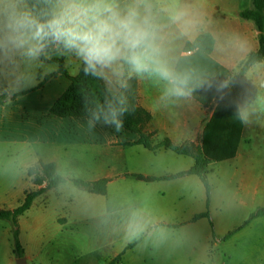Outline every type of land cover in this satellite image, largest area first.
Wrapping results in <instances>:
<instances>
[{"label": "crops", "instance_id": "0c3cea01", "mask_svg": "<svg viewBox=\"0 0 264 264\" xmlns=\"http://www.w3.org/2000/svg\"><path fill=\"white\" fill-rule=\"evenodd\" d=\"M179 4L188 9L197 26L184 37H179L175 28L166 29L172 40V55L177 61L194 52L186 50L185 46L201 34H208L213 40L209 57L217 65L213 68L217 76L236 73L240 63L258 49L253 24L239 17L241 10L250 8L251 0H179ZM133 79L136 106L150 115L141 130L149 137L151 146L167 140L175 147L201 148L204 128L220 98L216 95L210 100L201 97L204 103L191 95L162 100L161 87L154 81ZM230 88L235 93L241 122L236 153L232 159L210 162L207 178L213 171L212 165H226L218 169L228 167L232 170L235 183L224 205H217L218 197L211 189L209 218L212 228L207 219L192 220L205 212V192L200 179L188 173L194 165L190 156L164 147L146 149L137 143L135 133L122 128L116 131L114 126L86 119H60L57 124L46 127L45 139L50 147L26 158L21 166L17 165L15 171L20 177L1 189L0 197L2 201L14 203L8 210L19 206L26 193L38 189L27 176V170L40 162L53 163L60 176L62 167L79 169L85 175H93L91 181H107L104 196L89 193L98 197L95 199L99 240L107 250L101 264H109L122 252L120 261L115 264H230L236 250L244 255L242 264H256L258 256L264 253V248H259L264 234L255 235V230H264L263 217L255 218L228 240L222 241V238L239 227L256 208L264 207V203H258L264 201V59L231 82ZM215 143L218 145L220 141L215 140ZM166 177L172 178L163 179ZM19 181L22 183H17ZM58 187L60 185L45 191L32 204ZM134 201L138 203L134 205ZM232 201L234 205L230 204ZM233 208L244 211L241 217H236ZM74 212L78 211L66 206L65 213L55 218L58 231L78 223L75 220L78 213ZM134 213H139L146 225L136 236L128 230ZM20 218L17 223L22 243ZM3 237L6 248L2 264H12L16 259L11 258L13 245L8 243L11 232L6 231ZM135 241L132 248L125 250ZM44 262L38 251L33 263Z\"/></svg>", "mask_w": 264, "mask_h": 264}, {"label": "clouds", "instance_id": "9594fccd", "mask_svg": "<svg viewBox=\"0 0 264 264\" xmlns=\"http://www.w3.org/2000/svg\"><path fill=\"white\" fill-rule=\"evenodd\" d=\"M196 26L179 0H0V73L12 74L22 85L34 84L37 69H43L41 78L56 69L45 64L52 55L75 56L84 73L106 88L103 103L90 110V122L119 131L133 78L158 84L162 100L184 98L194 90V73L172 55L166 29L184 37ZM145 227L134 213L130 234Z\"/></svg>", "mask_w": 264, "mask_h": 264}, {"label": "rangeland", "instance_id": "374dc122", "mask_svg": "<svg viewBox=\"0 0 264 264\" xmlns=\"http://www.w3.org/2000/svg\"><path fill=\"white\" fill-rule=\"evenodd\" d=\"M52 57H62L64 67L71 76L75 75L76 67L81 63L72 55H52ZM45 64L55 65L56 69L44 74L42 78L39 73L43 72V69H37L34 84L22 85L14 79L12 74L0 73V95L11 96V94L27 92L23 96L9 99L4 106L0 107V190L20 177L15 171L17 165L21 166L23 162H26V158L29 159L34 154L44 152L50 147L45 139L47 136L45 128L57 124L60 120L49 114V108L68 87L69 80L64 76L56 75L43 87L36 89L37 84L45 76L55 74L58 69L57 64ZM220 166L223 168L226 165H212L213 171L209 174L208 181L218 197L217 205H224L235 181L232 170L228 167L224 170L218 169ZM60 174L66 182L54 191H49L46 195L37 198L31 208L19 219L23 257L29 260L28 264H35L33 258L40 251L41 257L45 259L43 264H101L107 250L100 245L99 240L101 238L100 229L97 228L96 219L98 205L95 199L98 197L76 187L69 180L79 178L83 181H91L94 176L85 175L79 169L67 170L65 167L61 168ZM85 198L91 201L86 202ZM132 203L135 205L138 202ZM258 203L262 204L264 201ZM230 204L235 203L232 201ZM12 205L14 203L2 201L0 197V209H9ZM66 206H71L74 211H78L74 212L78 213L75 219L78 223L60 232L54 220L58 215L65 213ZM233 210L237 213L236 217H241L244 212L238 208H233ZM80 213L83 214L80 215ZM6 231L11 232V225L0 221V264L3 263L6 248L3 237ZM257 234L263 235L264 230L263 232L262 228L255 230V235ZM259 242V248H264V238ZM8 243L12 246L11 237ZM263 254L258 256L256 264H264ZM11 258L17 259L14 254ZM244 259L241 250H236L234 259L229 263L242 264ZM12 264H15V261H12Z\"/></svg>", "mask_w": 264, "mask_h": 264}, {"label": "trees", "instance_id": "16d2710c", "mask_svg": "<svg viewBox=\"0 0 264 264\" xmlns=\"http://www.w3.org/2000/svg\"><path fill=\"white\" fill-rule=\"evenodd\" d=\"M239 17L253 24L257 32L258 49L250 53L240 63L239 70L236 73L230 74L225 72L223 74L224 76L221 77L213 72V68L217 65L209 57L213 47V40L208 34H201L192 44H187L185 49H193L194 52L190 56L180 57L178 60V64L181 68L194 73L195 87L190 94L191 96L202 103L205 101H203L201 97L210 100L216 95L220 98L210 121L204 128L201 148L189 149L186 147H175L167 140L163 141L160 145L151 146L149 137L141 130V125L150 119V115L136 106V83L134 79L129 82L130 87L126 92L128 98V111L122 117L123 124L121 128L135 133L138 136L137 143L146 149L155 150L158 147H164L176 154L190 156L194 160V165L188 173L197 176L203 185L205 192V212L195 216L192 220L207 219L211 228L212 224L209 218L211 187L207 178L208 166L212 161L221 162L234 157L238 144V134L241 130L235 93L230 88V84L234 80L242 77L251 66L260 63L264 59V0H251L250 8L241 10L239 12ZM45 63L57 64L58 69L55 74L45 76L43 80L37 84L36 89L43 87L48 80L56 75L64 76L69 80L68 87L50 106L49 114L59 119H86L90 121V110L96 104L103 103L105 99L106 88L104 82L91 75H86L83 71L82 63L75 76H70L68 74L64 67L62 57H52L45 61ZM26 93L27 92L11 94V96L5 94L0 95V107L4 106L9 99L23 96ZM215 140H219L220 143L215 145ZM27 176L38 189L26 193L22 203L16 208L12 210L0 209V221L7 222L11 225L13 254L17 259L23 257V248L19 240V230L17 226L18 218L23 216L30 209L36 197L66 182V179L56 172V167L53 163L44 164L40 162L27 170ZM135 177L144 180L141 176ZM169 178L166 177L163 179ZM148 180L152 179L148 178ZM70 182L90 194L100 196L106 194L107 181L105 179L91 182L81 179H72ZM258 217L264 218V207L256 208L239 227L226 234L222 238V241L228 240ZM211 237L214 238L213 231L211 232ZM135 244L136 241L129 244L125 250L132 248ZM122 255L123 252L109 264L119 262Z\"/></svg>", "mask_w": 264, "mask_h": 264}, {"label": "water", "instance_id": "95a60500", "mask_svg": "<svg viewBox=\"0 0 264 264\" xmlns=\"http://www.w3.org/2000/svg\"><path fill=\"white\" fill-rule=\"evenodd\" d=\"M15 264H26V259L24 257L16 259Z\"/></svg>", "mask_w": 264, "mask_h": 264}]
</instances>
